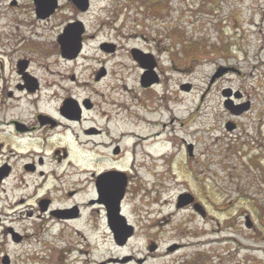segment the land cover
<instances>
[{"label": "flooded vegetation", "instance_id": "obj_1", "mask_svg": "<svg viewBox=\"0 0 264 264\" xmlns=\"http://www.w3.org/2000/svg\"><path fill=\"white\" fill-rule=\"evenodd\" d=\"M90 8L92 0H0V20L14 11L12 30L0 33V264L151 259L141 250H116L137 233L130 195L137 180L146 181L138 127L157 108L150 102L134 116L123 97L127 90L148 98L161 82L158 43L131 29L121 32H135L146 46L122 45L111 20L88 19ZM133 68L137 89L126 84ZM145 71L153 80L147 86ZM224 91L233 104L245 100L251 108L240 88ZM103 243L108 254L95 260L91 251ZM172 246L167 251L181 247Z\"/></svg>", "mask_w": 264, "mask_h": 264}, {"label": "rangeland", "instance_id": "obj_2", "mask_svg": "<svg viewBox=\"0 0 264 264\" xmlns=\"http://www.w3.org/2000/svg\"><path fill=\"white\" fill-rule=\"evenodd\" d=\"M88 14L90 20H111L122 45L144 43L135 32L134 42L121 32L131 29L158 43L161 82L148 98L126 90L123 99L134 116L150 102L158 104V130L169 140L154 162L146 152L154 155L155 147L136 145L146 180L131 186L137 233L116 252H147L145 264H264V0H92ZM9 19L14 11L1 18L0 33L12 30ZM229 67L235 71L224 75ZM218 69L224 72L212 81ZM138 78L133 68L129 88L137 89ZM226 85L246 92L251 108L245 100H227ZM141 121L138 132L147 137L153 131L145 117ZM184 192L196 202L177 208ZM146 243L156 249L149 251ZM175 244L181 247L167 251ZM96 246L91 257L103 260L109 245Z\"/></svg>", "mask_w": 264, "mask_h": 264}, {"label": "bare ground", "instance_id": "obj_3", "mask_svg": "<svg viewBox=\"0 0 264 264\" xmlns=\"http://www.w3.org/2000/svg\"><path fill=\"white\" fill-rule=\"evenodd\" d=\"M158 107L160 108V106H158L157 104V108H153L150 110L149 116L154 115L155 118L153 120H150L149 118L146 119V127L147 130L150 131L152 130L153 132L148 134L147 137L148 139H150L149 141L146 140L147 137H141V147H149V149L151 147H155V151H154V155H150L149 152H146L148 154V158L152 159L153 162L154 160H161L162 156L159 154L158 148L161 145L162 142H166L167 138H163L162 134L165 133V131H159L158 130V125L160 124V119L158 120V118H156L158 114ZM146 140V141H145Z\"/></svg>", "mask_w": 264, "mask_h": 264}, {"label": "water", "instance_id": "obj_4", "mask_svg": "<svg viewBox=\"0 0 264 264\" xmlns=\"http://www.w3.org/2000/svg\"><path fill=\"white\" fill-rule=\"evenodd\" d=\"M151 65L149 66V68L151 69ZM146 68V66H145ZM224 72V69H218L214 75H212V78L211 80L213 81L218 75H221L222 73ZM150 76H151V73L150 71H145L143 76H142V80H141V84L143 86H147L149 84H151L153 82L152 79H150ZM234 126V125H233ZM228 131H231L232 130V126L230 125V123L226 124V127H225ZM189 148V154H191V146L188 147ZM193 201V196L189 193H183V194H180L178 196V201H177V204L176 206L177 207H182V206H185L187 204H189L190 202ZM194 208L200 213V214H204L203 212V209L202 207L199 205V204H195L194 205ZM245 226L246 227H251V222L249 221V218L246 217V222H245Z\"/></svg>", "mask_w": 264, "mask_h": 264}, {"label": "trees", "instance_id": "obj_5", "mask_svg": "<svg viewBox=\"0 0 264 264\" xmlns=\"http://www.w3.org/2000/svg\"><path fill=\"white\" fill-rule=\"evenodd\" d=\"M255 158V157H254ZM261 163V161H259V160H254L252 163Z\"/></svg>", "mask_w": 264, "mask_h": 264}]
</instances>
